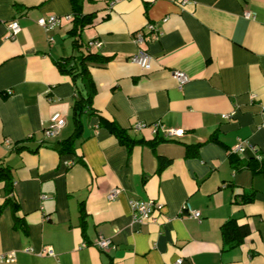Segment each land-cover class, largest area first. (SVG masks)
Instances as JSON below:
<instances>
[{
  "label": "crops",
  "instance_id": "obj_1",
  "mask_svg": "<svg viewBox=\"0 0 264 264\" xmlns=\"http://www.w3.org/2000/svg\"><path fill=\"white\" fill-rule=\"evenodd\" d=\"M76 2L95 14L81 52L67 18L74 0H0V165L13 183L0 181V206L16 205L0 214V251L15 254L7 264H264V0ZM51 16L61 20L46 31L38 21ZM13 21L21 31L11 38ZM93 41L106 62L75 78L59 69ZM140 49L149 71L131 62ZM91 90L93 113L81 116L74 154L61 155L75 102ZM55 115L66 126L48 138ZM160 159L170 161L162 170ZM132 202L162 207L138 222ZM229 221L250 234L225 249ZM100 238L112 247H97ZM48 249L54 256L41 255Z\"/></svg>",
  "mask_w": 264,
  "mask_h": 264
},
{
  "label": "trees",
  "instance_id": "obj_2",
  "mask_svg": "<svg viewBox=\"0 0 264 264\" xmlns=\"http://www.w3.org/2000/svg\"><path fill=\"white\" fill-rule=\"evenodd\" d=\"M112 2V0H110ZM74 11L72 18L74 19L75 27L72 30L73 35L75 36L74 45L76 49L80 51L82 44L80 43V32L86 28L89 24L93 22V18L95 14L90 15H84L83 10L79 2H76L74 0ZM110 4V3H109ZM95 42V41H93ZM91 43V42H90ZM92 48V47H91ZM91 48L89 44L87 45V50L90 51L87 54H81L79 53L76 55H73L72 57L66 59L64 62L58 63L59 69L63 73H68L73 76V78L76 77V75H83L87 73L88 71V65L89 64H102L107 61V57H103L100 54L93 53L91 51ZM95 94V90H91L87 97L80 96L75 102V106L73 109V115L74 119L76 121V132L75 134L65 140L61 143V145L58 148V152L61 155L65 154H74L75 151V141L81 135L83 131V125L81 122V116L83 114H86L88 112H92V100L93 95ZM93 113V112H92ZM111 130L116 135V137L122 142L127 143L129 145L135 144L134 140H131L127 134V132L121 128H119L115 123H111ZM189 154L192 152H188ZM170 163L169 160L166 159H160V170L168 166ZM238 168V167H236ZM258 172L264 173V159L260 163V166L258 168ZM0 181H5L7 185L10 184V186L13 185L10 169L8 167H4L0 165ZM255 199V194H246L242 198V203H250L253 202ZM13 204V206L16 207V205L13 203V198L9 197L3 205L0 206V214L3 212L5 208ZM222 236L224 239V247L225 249H232L237 246H239L243 240L250 234V228L245 226H238L235 221H229L222 225L221 227Z\"/></svg>",
  "mask_w": 264,
  "mask_h": 264
},
{
  "label": "built area",
  "instance_id": "obj_3",
  "mask_svg": "<svg viewBox=\"0 0 264 264\" xmlns=\"http://www.w3.org/2000/svg\"><path fill=\"white\" fill-rule=\"evenodd\" d=\"M118 0H112L111 6H114L115 3ZM180 4L185 6L188 5L191 0H179ZM247 17H251V14H247ZM68 19H72V16H68ZM60 18L56 16H51L49 18H42L38 21V24L43 27L46 31H50L53 28H55L60 23ZM8 29L10 31V37L14 38L17 36L20 31L21 27L17 21H13L9 23ZM143 35H139L137 37V42L142 43L143 42ZM90 48L91 47H101V44L98 42H91L89 43ZM131 62L134 64L139 65L142 69L145 71H149L152 69L153 59L152 57L144 50L140 49L132 58ZM174 76L176 80L179 82L180 86H183L188 81V76L180 71H177L174 73ZM66 126V120L61 118L59 115H55L50 119V125L45 129V135L46 137H54L56 136L64 127ZM153 129L157 131L160 129L161 124L155 123L152 125ZM146 127L145 124H138L135 126V129L137 131H140ZM166 137L169 138H175L178 136H181V131L177 129H166L164 130ZM243 149L241 147H238L236 151H242ZM120 194V191L118 189H114L110 192L109 198L111 200H115L118 198ZM132 211L134 213V218L138 222H144L145 220H150L152 218V215L154 212L159 211L161 209V205H158L154 202H148V203H141V202H132L131 203ZM201 213L197 211H191L190 217L201 220ZM97 247H99L102 250H106L112 247V241L104 238L98 239L96 243ZM27 253H33V249H26ZM41 255H48V256H54V252L51 249H48V251L43 252ZM15 260V254L10 253H2L0 251V264H7L11 261ZM178 264V263H177Z\"/></svg>",
  "mask_w": 264,
  "mask_h": 264
}]
</instances>
